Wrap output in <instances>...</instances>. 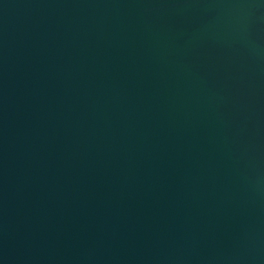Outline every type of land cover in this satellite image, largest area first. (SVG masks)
Returning a JSON list of instances; mask_svg holds the SVG:
<instances>
[{"label":"water","instance_id":"95a60500","mask_svg":"<svg viewBox=\"0 0 264 264\" xmlns=\"http://www.w3.org/2000/svg\"><path fill=\"white\" fill-rule=\"evenodd\" d=\"M0 264H264V0H0Z\"/></svg>","mask_w":264,"mask_h":264}]
</instances>
